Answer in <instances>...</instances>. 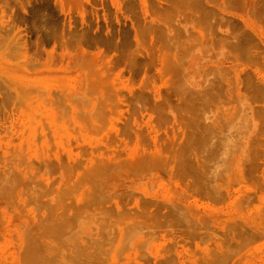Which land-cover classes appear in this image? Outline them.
<instances>
[{
    "label": "rangeland",
    "instance_id": "rangeland-1",
    "mask_svg": "<svg viewBox=\"0 0 264 264\" xmlns=\"http://www.w3.org/2000/svg\"><path fill=\"white\" fill-rule=\"evenodd\" d=\"M219 2L0 0V264H264V0Z\"/></svg>",
    "mask_w": 264,
    "mask_h": 264
},
{
    "label": "bare ground",
    "instance_id": "bare-ground-1",
    "mask_svg": "<svg viewBox=\"0 0 264 264\" xmlns=\"http://www.w3.org/2000/svg\"><path fill=\"white\" fill-rule=\"evenodd\" d=\"M225 0H221V2H219V5L216 7L217 11L221 14V15H225L227 14L226 13V7H225V3H224ZM73 166V165H72ZM99 171V170H98ZM97 172V171H96ZM13 179V178H12ZM73 183V182H72ZM71 185V184H70ZM68 185V186H70ZM72 186V185H71ZM71 188V187H70ZM57 206V205H56ZM55 207V206H54ZM63 220V219H61ZM66 220V219H64ZM63 220V221H64ZM67 221V220H66ZM70 225V224H69Z\"/></svg>",
    "mask_w": 264,
    "mask_h": 264
}]
</instances>
